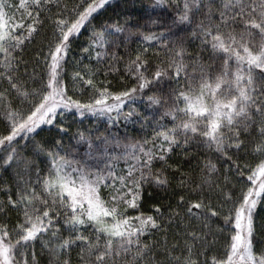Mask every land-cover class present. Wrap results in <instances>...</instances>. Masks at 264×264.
<instances>
[{"label": "snow or ice", "instance_id": "obj_1", "mask_svg": "<svg viewBox=\"0 0 264 264\" xmlns=\"http://www.w3.org/2000/svg\"><path fill=\"white\" fill-rule=\"evenodd\" d=\"M109 4L0 0V264H264V0L93 25ZM89 115L145 135L65 144Z\"/></svg>", "mask_w": 264, "mask_h": 264}, {"label": "trees", "instance_id": "obj_2", "mask_svg": "<svg viewBox=\"0 0 264 264\" xmlns=\"http://www.w3.org/2000/svg\"><path fill=\"white\" fill-rule=\"evenodd\" d=\"M168 12H166L161 7H155L152 4V0H110V4L105 8L100 10V12L96 15V19L92 22L93 25H100L106 22L114 21L119 19L123 22L126 18L131 21L133 25L140 24L145 25L146 21L156 18H167ZM90 36V30H83V35H81L76 41V50L73 53L74 56L80 55V47L87 46L88 39ZM43 37L41 34L40 37H37V43L35 45H31L28 50V55H34L38 49L40 41ZM123 39V37H121ZM144 42L138 40L135 36L133 37L132 42L130 43V47L135 49L138 45H142ZM121 52L124 51L123 48L120 49ZM87 59H85V63H87ZM114 86L116 82L114 81ZM138 110L144 112L145 114H149V110L144 108V104L142 101H137ZM127 110V109H126ZM68 123L70 126L69 133L64 137L65 144H73L76 145L75 139H70L72 135L79 129L80 131H85L92 136L97 137L100 135H115L121 139V144L123 145L126 142H130L133 138L139 140L141 137L145 135L144 130L141 129L140 123L133 120L131 122H125L121 120L119 123L111 124L107 121L106 117H93L91 115L87 116V118L81 120L79 117L75 118V122H73V117L69 116ZM147 131L151 132V127L147 129ZM55 130L52 133H48L47 131L42 133L45 138H49L50 135H54ZM127 137L126 141L124 138ZM99 143V141H97ZM76 147L82 152L86 149V145H76ZM111 150V149H110ZM115 152L121 151V149H114ZM174 159H177L174 157ZM178 159L183 160V157H179ZM223 162V159L221 160ZM193 165H195V161H193ZM126 168L124 160L118 161V170L119 168ZM225 170L227 169V164H224ZM11 179V173H5L0 171V183L5 181H9ZM179 191V189H176ZM155 199L162 200L165 204L167 203H176V197L173 195V189H169L167 193L160 191ZM147 207V205H146ZM46 259V258H45Z\"/></svg>", "mask_w": 264, "mask_h": 264}]
</instances>
